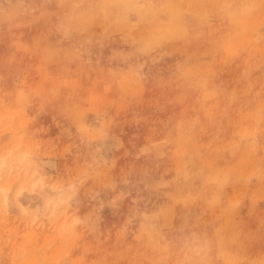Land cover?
<instances>
[{
    "label": "rangeland",
    "instance_id": "rangeland-1",
    "mask_svg": "<svg viewBox=\"0 0 264 264\" xmlns=\"http://www.w3.org/2000/svg\"><path fill=\"white\" fill-rule=\"evenodd\" d=\"M0 174V264H264V0H0Z\"/></svg>",
    "mask_w": 264,
    "mask_h": 264
},
{
    "label": "bare ground",
    "instance_id": "bare-ground-1",
    "mask_svg": "<svg viewBox=\"0 0 264 264\" xmlns=\"http://www.w3.org/2000/svg\"><path fill=\"white\" fill-rule=\"evenodd\" d=\"M49 162V161H48ZM53 162H54V160H53ZM48 164V163H47ZM49 164L51 165V166H54L52 163H50L49 162ZM46 165V164H45ZM49 168V167H48ZM1 175V174H0ZM22 189V187H20V190ZM3 191H4V193H5V195H6V190L5 189H3ZM52 193H53V191H51L50 192V196L52 195ZM17 194H20V191H18V193ZM19 198V197H18ZM51 198H48V200H50ZM18 203L21 205V202L18 200Z\"/></svg>",
    "mask_w": 264,
    "mask_h": 264
}]
</instances>
